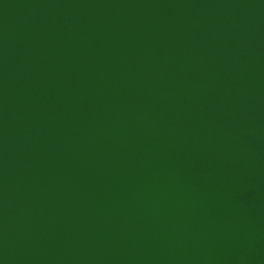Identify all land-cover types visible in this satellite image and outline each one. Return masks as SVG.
<instances>
[{
    "label": "water",
    "instance_id": "obj_1",
    "mask_svg": "<svg viewBox=\"0 0 264 264\" xmlns=\"http://www.w3.org/2000/svg\"><path fill=\"white\" fill-rule=\"evenodd\" d=\"M0 264H264V0H0Z\"/></svg>",
    "mask_w": 264,
    "mask_h": 264
}]
</instances>
